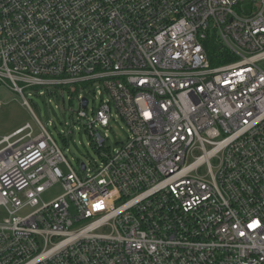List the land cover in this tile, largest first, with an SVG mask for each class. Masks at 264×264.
Masks as SVG:
<instances>
[{
    "label": "built area",
    "instance_id": "1",
    "mask_svg": "<svg viewBox=\"0 0 264 264\" xmlns=\"http://www.w3.org/2000/svg\"><path fill=\"white\" fill-rule=\"evenodd\" d=\"M1 83L75 95L99 162L0 137V264H264V0H0Z\"/></svg>",
    "mask_w": 264,
    "mask_h": 264
},
{
    "label": "rangeland",
    "instance_id": "2",
    "mask_svg": "<svg viewBox=\"0 0 264 264\" xmlns=\"http://www.w3.org/2000/svg\"><path fill=\"white\" fill-rule=\"evenodd\" d=\"M28 92H32V94L29 95ZM82 94L90 99L88 113L91 115L90 108H96L98 102L92 100V92L85 90ZM25 95L29 100L32 112L23 105L22 97L18 93L8 85L0 84V136L8 134L26 123L31 125L34 134L37 135L41 129L34 117L36 115L62 149L71 167L80 176L84 175L81 170L82 163L99 162L98 151L83 125L84 119H79V121L76 119L78 101L75 95L65 94L64 101L60 96L39 95L38 91L32 90H25ZM107 129L106 145H110V147L125 141L128 136L126 125L120 118L111 119ZM101 131L103 134L106 133L105 128H101ZM61 168L66 171L64 164L61 165ZM61 192V183L56 182L42 194V198L49 201ZM6 217L7 212L4 206L0 205V222Z\"/></svg>",
    "mask_w": 264,
    "mask_h": 264
},
{
    "label": "water",
    "instance_id": "3",
    "mask_svg": "<svg viewBox=\"0 0 264 264\" xmlns=\"http://www.w3.org/2000/svg\"><path fill=\"white\" fill-rule=\"evenodd\" d=\"M86 104H87V100L84 99V100H83V106H86ZM81 166L84 168L83 164H81Z\"/></svg>",
    "mask_w": 264,
    "mask_h": 264
},
{
    "label": "crops",
    "instance_id": "4",
    "mask_svg": "<svg viewBox=\"0 0 264 264\" xmlns=\"http://www.w3.org/2000/svg\"><path fill=\"white\" fill-rule=\"evenodd\" d=\"M15 129H16V128H15ZM15 129H13L12 131H14ZM12 131H11V132H12ZM11 132H9V133H11ZM9 133H8V134H9ZM4 135H7V134H3L2 136H4ZM2 136H0V137H2Z\"/></svg>",
    "mask_w": 264,
    "mask_h": 264
}]
</instances>
